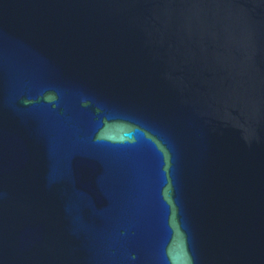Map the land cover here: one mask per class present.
<instances>
[{"label":"water","instance_id":"obj_1","mask_svg":"<svg viewBox=\"0 0 264 264\" xmlns=\"http://www.w3.org/2000/svg\"><path fill=\"white\" fill-rule=\"evenodd\" d=\"M0 264H264V0H0Z\"/></svg>","mask_w":264,"mask_h":264}]
</instances>
